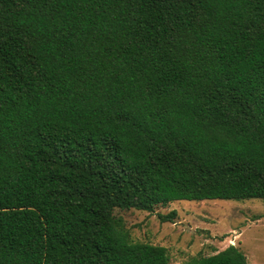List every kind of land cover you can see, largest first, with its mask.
<instances>
[{"label":"trees","instance_id":"obj_1","mask_svg":"<svg viewBox=\"0 0 264 264\" xmlns=\"http://www.w3.org/2000/svg\"><path fill=\"white\" fill-rule=\"evenodd\" d=\"M245 199L264 200V0H0V264H171L117 212Z\"/></svg>","mask_w":264,"mask_h":264},{"label":"rangeland","instance_id":"obj_2","mask_svg":"<svg viewBox=\"0 0 264 264\" xmlns=\"http://www.w3.org/2000/svg\"><path fill=\"white\" fill-rule=\"evenodd\" d=\"M177 211L174 222L159 214ZM131 239L168 248L171 264L193 256L213 255L229 246L239 248L249 264H264V200L177 201L154 213L118 211Z\"/></svg>","mask_w":264,"mask_h":264}]
</instances>
